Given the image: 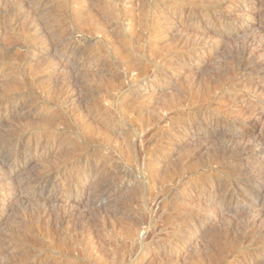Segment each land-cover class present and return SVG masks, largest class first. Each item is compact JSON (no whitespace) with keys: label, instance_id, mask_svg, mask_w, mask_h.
Here are the masks:
<instances>
[{"label":"rangeland","instance_id":"obj_1","mask_svg":"<svg viewBox=\"0 0 264 264\" xmlns=\"http://www.w3.org/2000/svg\"><path fill=\"white\" fill-rule=\"evenodd\" d=\"M18 1L0 0V98L23 94L27 102L22 112H0V137L32 152L41 130L52 128V143L29 162L10 159L0 195L40 171L78 165L53 188L36 184L33 200L0 202V236L16 240L0 263L264 264V149L256 146L264 137V33L256 26L264 0H250L254 9L204 5L199 17L232 27L210 39L194 26L182 40L168 29L180 14L164 16L178 9L170 0H28L38 9L26 16ZM43 16L64 40L75 39L78 55L55 65L53 46L29 28ZM246 42L253 64L242 69ZM209 176L246 204L217 216L223 204L210 186L187 185ZM71 177L96 186L72 189ZM175 182L182 186L174 194L152 202ZM64 210L72 213L59 224Z\"/></svg>","mask_w":264,"mask_h":264},{"label":"bare ground","instance_id":"obj_2","mask_svg":"<svg viewBox=\"0 0 264 264\" xmlns=\"http://www.w3.org/2000/svg\"><path fill=\"white\" fill-rule=\"evenodd\" d=\"M17 1V0H16ZM37 1V0H36ZM35 1V2H36ZM241 2H237L236 0H229L227 3V5H232V7H236L235 5H247L249 7H251V9H254L253 6L251 5H255L254 1L251 2L250 0H241ZM19 2V5H18V13L19 12H23L22 14H24L26 16V12L30 11L31 10V7H33V5H30L29 1L28 0H20L18 1ZM171 2V5H179L177 6L178 9L176 10H171V9H167L165 12H164V16L165 18H170V22H172L174 16L176 14H180V19H182V21H179L176 26L174 27H169L168 29L170 30V33L173 34V36H175V38L177 40H182L184 39V36H185V33H192L191 30L194 26H196L197 28H205L207 30V33L211 31V33H209L207 36L210 37V39H212L214 36H218L220 35V33H222L221 30H227V29H230L232 27V24L228 22L227 19H224L223 17H217L215 18V21H216V24L215 25H212L210 23V19H207L208 17H199L198 16V13H199V9L203 8L204 5H221L222 2L221 0H170ZM257 4H259V2H257ZM37 5V4H36ZM47 4H44V6H46ZM42 7V6H41ZM40 7V8H41ZM47 7V6H46ZM34 10H37L38 7H33ZM250 9V8H249ZM15 10V8H14ZM41 10V9H40ZM207 10V9H206ZM248 10V9H246ZM258 10V9H257ZM16 12H17V9H16ZM32 12L35 13L34 11H31V17H32ZM41 12V11H40ZM206 12V11H205ZM228 12H232V11H228ZM257 12V11H256ZM255 12V13H256ZM258 12H264V9H261L258 10ZM20 13V14H21ZM26 13V14H25ZM39 13V12H38ZM37 13V14H38ZM43 13V12H42ZM45 13V12H44ZM213 13L212 12V16L211 18H213ZM254 13V14H255ZM16 14V13H15ZM36 14V13H35ZM34 14V15H35ZM49 14V13H48ZM252 14V13H251ZM253 14V15H254ZM259 14V13H258ZM261 14H264V13H261ZM17 15V14H16ZM23 15V16H24ZM30 15V14H29ZM42 15V14H41ZM40 15V16H41ZM44 15V14H43ZM19 16V15H18ZM27 17H29L27 15ZM30 17V18H31ZM37 17V15L35 16ZM44 17V16H43ZM41 17L40 19L38 20V23L36 24H31L32 22H35V21H29V19L27 20V18L23 17L24 20L26 19V21H28L30 24L31 27L30 30H32V32H36L37 34H39V32H41L40 34L42 35V40L45 41V43L48 45H51V47L53 46V48L55 49V54H56V58L58 59H55L56 62H55V65L56 64H60L62 62V60L64 59V61H69L70 57L73 56V55H78L77 52H78V49L77 46H74L73 44L76 43V41H74L72 38H70L69 40L67 39H63L61 37V35L59 34L58 32V29L56 26H54V21L53 19H46V17ZM52 17V16H51ZM260 17V16H258ZM19 18V17H18ZM34 16L31 18L33 19ZM17 19V18H16ZM37 19H35L37 21ZM22 20V19H21ZM245 21V20H244ZM262 20H259L258 22V25H256L258 28H259V31L260 32H263L264 33V23L262 22ZM51 22V23H50ZM53 22V23H52ZM26 23V22H25ZM205 23V26H203V24ZM56 25V24H55ZM27 26V25H25ZM23 26V27H25ZM208 26V27H206ZM27 29V28H26ZM29 30V29H28ZM26 31V30H25ZM29 32V31H27ZM33 32V33H34ZM31 33V32H30ZM40 36V35H39ZM40 37V38H41ZM73 37V36H72ZM63 39V40H62ZM61 41V43H60ZM75 42V43H74ZM247 43H245V46L243 47V49L239 52V58H238V62H237V66L239 68H246L250 65L253 64L252 60H251V57L247 54ZM77 44V43H76ZM50 47V48H51ZM53 49V50H54ZM55 56V55H54ZM75 57V56H74ZM73 57V58H74ZM55 58V57H54ZM74 61V60H73ZM68 63V62H67ZM3 64L0 63V70L2 71L3 70V66H1ZM70 65H71V62H70ZM73 65V63H72ZM71 65V66H72ZM76 65V64H75ZM256 68H261L260 67V63H256ZM81 67V66H80ZM73 68V67H72ZM150 69V67H149ZM148 69H146L147 71ZM145 71V74L150 71V74H146V75H154V72H152L151 70H148L147 72ZM72 72V71H71ZM163 79L167 80L165 77H163ZM75 81V77L73 75V72L67 77L65 83L63 84V86L65 88H68L73 82ZM161 89V87H160ZM160 91H163L165 92L166 91V88H163L161 89ZM5 93V92H3ZM8 95V94H6ZM12 95V94H10ZM14 96H4V97H1L0 98V112H10V114H12L14 112V110H17V108H20L21 104L24 103L26 100V96L23 95V94H13ZM43 100H38V101H35L32 103V107L34 108H39L41 105H43L44 102H42ZM27 102V101H26ZM31 103V102H30ZM23 106V105H22ZM25 106V104H24ZM27 107L28 104H27ZM26 108V107H25ZM24 109V107H23ZM21 110V108H20ZM26 110V109H25ZM253 110H258V108H253ZM252 110V111H253ZM19 111V109H18ZM17 111V113H18ZM24 111V110H23ZM22 112V110H21ZM20 113V112H19ZM18 113V114H19ZM16 115V114H14ZM24 116H27L29 115V112L28 113H25L23 114ZM22 115V116H23ZM17 117V116H16ZM188 115H185L183 116L182 118V121H184L185 119H187ZM256 118L254 117V119L252 120L255 121ZM163 122V121H161ZM160 122V123H161ZM52 128H45L43 130H41V135L39 137V140L35 143V150L32 151V152H28L27 150H22L20 148H18L17 144L15 145V147L13 148L12 147V139L9 137V138H1L0 137V173L2 174V172H4L3 174H6V176H9V170L6 168L7 166V163L10 161V159H13V160H17V159H21L23 160L25 163L26 162H29L31 159H35L36 157L42 155L43 151L45 149H49L50 148V135L52 134ZM213 132L215 133L217 131V129H212ZM16 132V131H14ZM212 132V131H211ZM212 132V134H213ZM13 134V132H12ZM13 135H11L12 137ZM43 138H46V141L45 143L42 145V141ZM258 140V149L260 150V152L264 149V137L260 138V139H257ZM44 141V140H43ZM17 143V142H16ZM29 143L31 142H28L26 143V145H29ZM34 144V143H33ZM25 145V146H26ZM39 148L42 149L41 153H38L36 150ZM46 151V150H45ZM46 155V154H45ZM86 159V158H85ZM87 160V159H86ZM84 162V161H83ZM72 163V162H71ZM73 164V163H72ZM78 165V162L77 164H73L70 168L69 166H61V167H57V168H52V169H46L44 172H38V173H35L33 174V176L27 181L25 182L27 186H25L24 188L20 187V186H17L15 188V192L14 194L12 193H9V192H6L5 193V198L3 197V195H0V202L2 201H8V202H12L14 203L13 201H15V196H20L23 199H26V200H33L32 198H36V191L34 189V186L38 183H42L44 186L48 187L50 186L51 188L57 186V183L58 181L60 180V178L62 177L63 175V172L69 168V171L70 170H74L76 168V166ZM85 165V164H84ZM83 165V166H84ZM101 165H93L91 166L89 163H87V167L86 169H88L89 171H93L95 170L98 171L99 168ZM103 168V167H102ZM242 170V168H240ZM83 170V168H82ZM101 170V169H100ZM110 170V169H109ZM108 170V171H109ZM84 171V170H83ZM87 171V170H86ZM99 172V171H98ZM97 172V173H98ZM101 172V171H100ZM112 172V171H111ZM110 172V173H111ZM86 173V172H85ZM96 173V174H97ZM101 174V173H100ZM1 176V175H0ZM103 176V175H102ZM92 179V178H91ZM107 181V180H106ZM93 183L92 181H89V179L86 177V179L84 178H74V177H71L70 180H69V185L72 187V189H75V188H78V186L82 185L83 187H91V184L93 186ZM97 183V182H96ZM24 185V184H23ZM187 185H193L194 187H197L201 190H204L206 187L210 186V191L212 190V199H214L215 197H219V201L223 204L222 207H219L218 210H217V213L216 215H220L221 213H223L225 210L227 209H230L231 206L233 205V208H237L239 205L243 206L244 204H246V199L243 198V199H239L238 196H236L232 191H230L229 189H223V188H220L217 184L215 183V181L209 176V178L203 179V182H201L200 184L197 183V182H193V183H188ZM256 185V184H254ZM31 186V191L29 192H24V189L27 187H30ZM69 186V187H70ZM96 186V185H94ZM93 186V187H94ZM182 186V183L179 184V182H175L174 184L171 185V187L169 189H167L164 193L161 192L160 193V196L157 197L156 199H153L152 202H154V204H156L158 202V200H160V202H162L164 199L166 200L168 198L169 195L171 194H174L177 187H181ZM257 187H259L258 185H256ZM264 188V183H260V190ZM30 189V188H29ZM88 189V188H87ZM90 190V189H89ZM27 191V190H26ZM100 191V190H99ZM40 192V191H39ZM102 192V191H101ZM104 192V191H103ZM220 192H221V195H220ZM42 193V192H41ZM41 193L38 194V196H41ZM98 196V195H97ZM163 196H167V198H162ZM38 198V197H37ZM39 200L40 197L38 198ZM36 199V200H38ZM35 200V199H34ZM35 200V201H36ZM42 202L44 200H41ZM40 202V201H39ZM11 203V204H12ZM43 204V203H42ZM45 207V206H44ZM43 210H46L45 208L42 207V212L40 213H45V211ZM72 212L69 210H64L60 213L59 215V224H62L64 222V220L67 219V217L70 216ZM42 215V214H41ZM204 217V216H202ZM204 220V219H203ZM89 225V222L87 223ZM88 227V226H87ZM11 236V235H10ZM2 236H0V259H3L4 257L7 256V252L10 248H12L11 246L15 245L16 243V240L14 238H9V237H3L1 238ZM185 243V242H184ZM12 244V245H11ZM143 244V241H140L139 240V243H136V247L139 248V246H142ZM139 245V246H138ZM187 245V244H185ZM188 246V245H187ZM137 250L136 249H132L131 251H129V253L127 254V258L130 260L132 258H134L136 255H137ZM5 259V258H4ZM1 264V263H0ZM2 264H35L34 261H32L31 259H26V260H19V261H15V262H12L10 260H5L4 263Z\"/></svg>","mask_w":264,"mask_h":264}]
</instances>
